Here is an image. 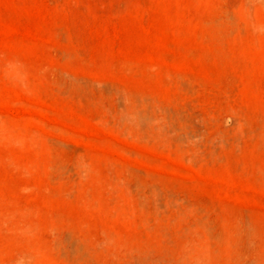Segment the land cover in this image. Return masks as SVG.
Segmentation results:
<instances>
[{
    "label": "rangeland",
    "instance_id": "1",
    "mask_svg": "<svg viewBox=\"0 0 264 264\" xmlns=\"http://www.w3.org/2000/svg\"><path fill=\"white\" fill-rule=\"evenodd\" d=\"M0 264H264V0H0Z\"/></svg>",
    "mask_w": 264,
    "mask_h": 264
}]
</instances>
